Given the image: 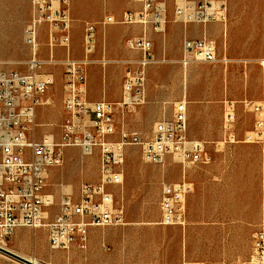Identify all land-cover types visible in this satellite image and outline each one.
Segmentation results:
<instances>
[{
  "label": "built area",
  "instance_id": "2783aa9c",
  "mask_svg": "<svg viewBox=\"0 0 264 264\" xmlns=\"http://www.w3.org/2000/svg\"><path fill=\"white\" fill-rule=\"evenodd\" d=\"M32 15L24 27V39L30 49L26 61L27 72L0 68V246L13 236L16 229L43 227L50 250H67L71 247H87L88 227L119 226L125 223L124 209L109 191L110 186L121 185L124 149L138 145L141 158L150 164H162L167 156L179 157L183 178L175 183L169 193L159 201L161 225L184 224V200L192 190L184 179L186 172L212 160L203 141L187 136L186 102L181 99L172 106L170 117L163 118L153 126L149 138L135 131L120 128L116 139L118 122L115 115L125 114L146 101V67L155 62L149 30L161 32L166 13L161 4L153 0H139L138 11H124L119 17L105 15L102 25H140L142 33L125 40L126 46L137 50L140 56L125 59L121 96L117 101H89L86 97V67L94 62L105 64L106 60L91 58L96 43V24L85 21L82 34L81 58L69 56V27L71 18L67 0H31ZM226 0H174L173 14L183 24H205L213 20L225 21ZM47 25L48 45L62 46L68 51L59 61L63 66V112L58 139L51 134L36 138L37 108L49 104L46 96L53 83L51 74H38L35 69L43 63L38 57V30ZM230 62L217 57L214 43L205 36L198 39L183 38L179 63L183 67L195 63ZM258 62L264 66V59ZM224 114L222 142L235 141L232 127V104L228 102ZM244 107L254 114L253 136L248 140L264 142V82L257 100H243ZM77 147L83 154L97 149L99 156V179L95 183H80L77 196L62 193L57 202V212L43 220L44 209L54 203V196L44 190L46 170L63 162V149ZM248 258L239 264H264V180L261 185V217L252 231ZM182 264H203L201 261L184 260Z\"/></svg>",
  "mask_w": 264,
  "mask_h": 264
},
{
  "label": "rangeland",
  "instance_id": "374dc122",
  "mask_svg": "<svg viewBox=\"0 0 264 264\" xmlns=\"http://www.w3.org/2000/svg\"><path fill=\"white\" fill-rule=\"evenodd\" d=\"M153 1L161 4L166 13L164 30L161 32L149 30L152 34L149 37L154 46L156 44L160 49L166 47L172 52L181 49L184 26L188 23L183 24L175 19L174 0ZM188 1L196 4L199 0ZM140 8L139 0H67V10L71 18L69 56L81 58L83 55L82 34L85 21L95 23L96 28L103 27L106 25H102L101 20L105 15L119 17L124 11H138ZM32 11L31 0H0V68L28 71L26 61L30 57V49L24 39V27L30 20ZM168 14H171V17H168ZM225 18L224 22L219 20L207 22L206 28L201 23L191 22L192 28L187 29V37L190 36L189 32L192 34L200 32L201 35L205 33L207 38L214 43L217 57H225L230 61H235V64L225 68L223 63L203 62L192 64L185 71L180 68V89L182 91L187 89L197 97H206L213 101L207 116L208 121H211L213 125L216 122L222 124L221 104L223 101H232L234 131L236 130L238 136L252 137L254 114L251 109L243 106L242 101L257 100L261 93L262 82H264V66L256 62L264 59V0H226ZM168 19L175 20V22L170 23V27L167 28ZM112 25L119 29H132L137 32V36L142 33L141 26L137 24L116 23ZM38 43V57L43 63L35 69V72L40 75L51 74L53 83L46 94L50 103L39 106L37 110L36 138L51 134L54 139H58L60 124L64 118L63 66L59 61L66 56L68 51L62 46L55 45L51 52L48 45V29L45 24L39 27ZM95 47L91 58L94 61L106 60L105 64L113 67L111 75L117 83L120 80L123 81L124 66L121 62L130 58L137 59L140 56L137 50L129 49L124 41L121 45L110 44L108 46L102 42L97 44L96 41ZM97 49H99V56L96 55ZM107 52H110L109 56ZM96 65L97 62L91 64V66ZM162 67L164 66H156L155 73L150 78L151 81L155 77V82H165L166 89L162 90L170 93L172 92L171 86L174 91L175 81L171 79L174 73L171 69H160ZM88 79L87 71L86 81ZM225 89L226 92H224ZM202 92L205 96H202ZM172 106L173 104H160L158 107H143L142 104L125 114L116 113L118 126L115 134L110 138H118L120 128L135 131L141 137L149 138L154 124L163 118L170 117ZM215 156L216 161L205 165V168L212 172H217L226 166L240 169L246 173L243 180L247 185L250 184V175H254L259 166L261 192L262 180H264V142L243 146L231 152L219 150ZM52 168L55 172L48 178L45 190L48 192L49 189L55 190L58 194L62 192L76 197L80 183H95L99 179L98 151L93 149L90 154H83L77 147L64 148L62 164ZM121 171L122 184L110 186L109 191L117 202L122 204L124 216L142 215L152 222L153 226L162 229L164 239L168 241L167 252L171 264L176 263L177 257L179 264L183 260L202 261L204 264H232L229 262L237 259L245 261L248 258L250 246L248 240L242 239L241 231L238 234L240 239L229 241L225 239L224 232L218 225H207L205 229H190L192 239L188 241L181 239V234L186 233V224L184 226L159 224V201L162 195L169 193L173 185L183 178L177 155L167 156L162 164H150L142 160L140 147L130 144L124 149ZM77 179L80 180L75 183ZM211 188L213 192L210 193V202L218 201L214 199L218 198L217 189L212 186ZM57 202V198H54V203L44 209V221L51 219L57 212ZM210 210L211 212L218 211L219 208L212 207ZM223 210L228 211L229 209ZM248 212L250 213V209ZM260 217L261 203L259 220ZM255 228L256 225H253V230ZM45 240L46 232L43 227L25 228V230H17L4 245L6 249L23 257H36L41 264H59L51 257L52 251ZM232 243L235 245L234 249L230 247ZM248 248L249 250L246 251ZM0 264L22 263L0 252Z\"/></svg>",
  "mask_w": 264,
  "mask_h": 264
},
{
  "label": "crops",
  "instance_id": "0c3cea01",
  "mask_svg": "<svg viewBox=\"0 0 264 264\" xmlns=\"http://www.w3.org/2000/svg\"><path fill=\"white\" fill-rule=\"evenodd\" d=\"M168 17H171V14H168ZM173 22L175 20L168 19L167 28ZM202 25L206 28V23ZM184 28L183 38L192 37V39H198L202 36L207 37L205 33L201 35L200 32L196 34L189 32L190 36L187 37V29L192 28V25L188 23ZM136 34L137 32L132 31V29H119L117 26L108 24L96 28V41L97 44L102 42L107 46L110 44L121 45L123 41L125 43L127 38L137 36ZM147 36H152L151 31L147 32ZM180 50L172 52L166 49V47L160 49L156 44L155 46L153 44L152 54L155 62L146 67V101L143 107H158L160 104H174L181 99L185 100L186 134L191 139L203 141L212 157L209 163L200 164L189 169L184 176V179L191 183L192 190L186 195L184 200V224H186L187 230L186 233L181 234V239H187L188 241L192 239L190 229H205L207 225H218L223 230L226 240L236 241L240 239L238 234L241 231L242 239L248 240L251 247L250 234L253 230V225L257 227L259 223V208L261 203L259 166L255 170L254 175H250V184L247 185L243 180L246 173L240 169L226 166L217 172H212L205 168V165L216 161L215 154L219 150L231 152L243 146L259 144L261 141L248 140L246 137L238 136L235 130L234 142H222V124L225 111L228 107L227 103L231 102L232 106H234L233 102L224 100L223 104H221V109L223 110L221 125L219 122L213 125L211 121H208L207 116L211 108V102L213 101L210 98L197 97L187 89H184V91L180 89L179 69L183 68L185 71L189 67H183L179 63ZM106 54L109 56L110 52ZM96 55L99 56V49H97ZM233 64H235V61H230V63H226L224 66L226 68L228 65ZM97 65L91 66L89 64L86 67V74L88 71L89 75L88 81H85L87 99L89 101H117L121 96L122 81L120 80L117 83V81L112 79V66L100 64L99 62H97ZM160 65L164 66L160 69H171L172 73H174V77H171L175 81L174 91L173 86H171L172 92L170 93H165L162 90L166 89L165 82H155V77L151 81L150 76L155 73L156 66ZM224 92H226V89ZM202 96H205L204 92H202ZM54 172L52 167L46 170V182ZM79 180H75V183ZM211 186L216 188L219 193L218 198H214L218 201L210 202V193L213 192ZM50 191H52L51 193H53V196L55 195L54 198H57L58 201L62 192L58 194L55 190L49 189ZM212 207H217L219 210L211 212L210 209ZM226 208L229 210L224 211L223 209ZM248 209H250V213ZM124 220L125 223L121 226L88 227L86 229L88 240L85 249L71 247L67 250H51L50 255L59 264H171L167 252L168 241L164 239V234L160 227L153 226L152 222L142 215H125ZM17 230H25V228H18ZM45 243L47 244V239ZM230 247L234 249L235 245L232 243ZM248 250L249 248L246 251ZM241 262V260L237 259L229 263L239 264ZM175 264H179L178 257Z\"/></svg>",
  "mask_w": 264,
  "mask_h": 264
},
{
  "label": "water",
  "instance_id": "95a60500",
  "mask_svg": "<svg viewBox=\"0 0 264 264\" xmlns=\"http://www.w3.org/2000/svg\"><path fill=\"white\" fill-rule=\"evenodd\" d=\"M0 252L4 253V254H6V255H8V256L20 261V262H23L24 264H40V263H37V262H33L31 259L23 257V256L15 253V252L10 251V250H8V249H6L4 247H1V246H0Z\"/></svg>",
  "mask_w": 264,
  "mask_h": 264
},
{
  "label": "bare ground",
  "instance_id": "6f19581e",
  "mask_svg": "<svg viewBox=\"0 0 264 264\" xmlns=\"http://www.w3.org/2000/svg\"><path fill=\"white\" fill-rule=\"evenodd\" d=\"M50 61H51V60H50ZM47 62H49V61H47ZM3 247H4V248H7L5 245H3ZM1 254H2V252H1ZM28 258L31 259L33 262L40 263L36 257H28ZM20 263L24 264L23 262H20ZM40 264H41V263H40Z\"/></svg>",
  "mask_w": 264,
  "mask_h": 264
}]
</instances>
